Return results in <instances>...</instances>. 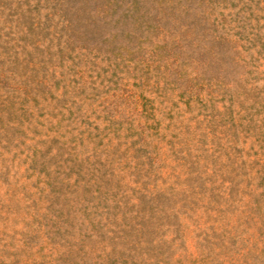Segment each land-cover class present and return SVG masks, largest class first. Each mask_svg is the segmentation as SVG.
Instances as JSON below:
<instances>
[{"label": "rangeland", "instance_id": "rangeland-1", "mask_svg": "<svg viewBox=\"0 0 264 264\" xmlns=\"http://www.w3.org/2000/svg\"><path fill=\"white\" fill-rule=\"evenodd\" d=\"M0 264H264V0H0Z\"/></svg>", "mask_w": 264, "mask_h": 264}]
</instances>
